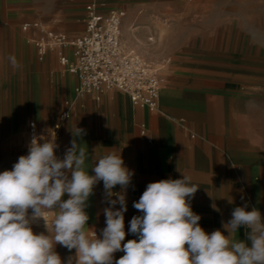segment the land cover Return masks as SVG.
Wrapping results in <instances>:
<instances>
[{
    "label": "crops",
    "instance_id": "1",
    "mask_svg": "<svg viewBox=\"0 0 264 264\" xmlns=\"http://www.w3.org/2000/svg\"><path fill=\"white\" fill-rule=\"evenodd\" d=\"M101 1L107 4L123 2ZM85 4L86 0H0V20L13 17L18 21L26 14L30 15V24H38L37 28L22 29L21 33L15 28H0V68L7 60V48L16 41L20 47L17 52L26 53L23 57L26 72L33 69V74L25 76L23 81L32 80L37 84L35 104L41 113L45 112L47 103L54 101V73L59 49L51 48L45 58L39 60L32 40L43 37L46 31L65 34L69 39L80 36L85 27ZM100 12L106 14L103 9ZM17 24L12 22L10 25ZM123 33L134 53L132 50L137 42L133 27L125 23ZM14 35H17L15 40L9 37ZM203 46L199 48L198 56L177 65L181 69L160 89L155 112L133 106L125 94L115 90L102 93L99 101H95V95L74 99L78 80L64 71L71 75L69 82L74 86L72 97L63 103L67 100H75V103L61 130V158L73 139L69 129L75 126L85 130V134L77 139L86 144L89 153L93 150L97 156L106 150L121 153L125 165L134 170L132 184L127 190L126 232L131 218L141 214L132 205L139 200L147 184L168 178L179 179L181 173L189 174L192 182L200 187L191 206L202 217L199 223L206 232L222 229L221 221L227 222L232 210L245 203L249 205L247 210L256 207L264 216V77L247 75V60L242 54L208 57L204 53L210 49ZM245 49V44L235 40L227 44L214 41L213 44V50L219 52L242 53ZM60 51L69 60H74L71 48ZM162 82L161 79V88ZM5 83L7 81L0 72V93H4ZM2 95L0 132L6 130V97ZM32 104L30 97L22 99L18 115L23 119L30 116ZM32 121L37 123L38 136L50 138L40 131L44 125L42 121ZM89 174L94 173L89 170ZM113 191H120L119 186ZM67 198V194L62 197ZM106 206L101 182L95 187L86 209L90 217L88 226L95 229L97 236L105 227L102 209ZM51 215L53 217L54 213ZM40 226V232L45 231L44 225ZM134 238L128 234L124 242ZM233 238L245 240V229L241 227ZM55 250L62 260L75 254L74 249L69 253L60 245H56ZM121 253H114L115 259H119Z\"/></svg>",
    "mask_w": 264,
    "mask_h": 264
},
{
    "label": "clouds",
    "instance_id": "2",
    "mask_svg": "<svg viewBox=\"0 0 264 264\" xmlns=\"http://www.w3.org/2000/svg\"><path fill=\"white\" fill-rule=\"evenodd\" d=\"M8 60L13 69L20 67L14 55ZM69 130L73 139L62 158L56 155L55 139L33 135L27 154L0 172V264H264L260 210H247V203L237 206L227 222L221 221L222 229L208 233L191 206L200 187L186 173L148 183L132 205L141 214L131 218L126 232L134 170L121 153H89L77 139L85 130ZM101 182L107 206L102 209L105 227L97 236L86 209ZM116 186L120 191H113ZM65 194L68 198L62 199ZM49 212L54 213L51 222ZM40 221L45 231L36 233L33 225ZM241 227L246 239H234ZM128 234L136 238L124 242ZM56 245L75 254L62 260ZM116 252L124 254L115 259Z\"/></svg>",
    "mask_w": 264,
    "mask_h": 264
},
{
    "label": "rangeland",
    "instance_id": "3",
    "mask_svg": "<svg viewBox=\"0 0 264 264\" xmlns=\"http://www.w3.org/2000/svg\"><path fill=\"white\" fill-rule=\"evenodd\" d=\"M99 3L100 9L105 10L106 14L118 9L125 12L121 24V44L131 52L123 33L126 23L133 27L137 42L136 48L132 50L134 53H131L158 71L163 81L161 89L167 79L177 75V71L181 69L177 65L187 63L191 58L198 56L199 48L203 44L210 49L204 53L208 57L242 54L247 60V75L264 77V0H123L117 4L102 1ZM29 16L23 14L18 21L13 17L0 20V28H15L16 32L21 33L23 25L32 23ZM12 22L18 24L10 25ZM9 37L15 40L17 35ZM231 40L245 44V51L229 53L213 50L214 41L227 44ZM10 45V48L4 45V48H7V60L0 68L7 81L4 84V93H0L6 97V130L0 132V172L11 170L19 156L27 154L30 144L26 133L28 121H42L44 125L40 131L49 135L63 101L72 97L74 86L69 82L71 75L64 72L56 61L54 101L47 103L42 115L40 109L37 111L35 104L37 84L32 80L23 81L25 76L33 74L32 68L27 73L23 65L26 53L17 52L20 47L16 41ZM10 55L16 57L19 68L13 69L8 60ZM28 97L33 102L32 114L23 119L18 115V108L22 99ZM52 218L49 212V222ZM42 224L43 221L33 225L34 232L39 233ZM123 254L121 253L120 257Z\"/></svg>",
    "mask_w": 264,
    "mask_h": 264
},
{
    "label": "built area",
    "instance_id": "4",
    "mask_svg": "<svg viewBox=\"0 0 264 264\" xmlns=\"http://www.w3.org/2000/svg\"><path fill=\"white\" fill-rule=\"evenodd\" d=\"M124 16L123 10L102 14L99 0H86L85 27L80 36L69 39L65 34L46 31L43 37L32 40V44L39 60L44 59L51 48L59 49L60 66L78 80L74 88V99L95 95V101H99L102 93L115 90L125 94L133 106L155 112L158 109L161 78L158 71L121 45ZM37 27L36 23L25 24L22 29L26 31ZM66 47L72 49L73 61L60 51ZM74 103L75 100L63 103L49 132L50 138L55 139L58 145L61 130L71 116ZM26 133L29 141L33 135L38 136L35 121L27 123ZM60 152L59 145L56 155L60 156Z\"/></svg>",
    "mask_w": 264,
    "mask_h": 264
},
{
    "label": "bare ground",
    "instance_id": "5",
    "mask_svg": "<svg viewBox=\"0 0 264 264\" xmlns=\"http://www.w3.org/2000/svg\"><path fill=\"white\" fill-rule=\"evenodd\" d=\"M61 154H62V153L60 152V156H59V157H61Z\"/></svg>",
    "mask_w": 264,
    "mask_h": 264
}]
</instances>
